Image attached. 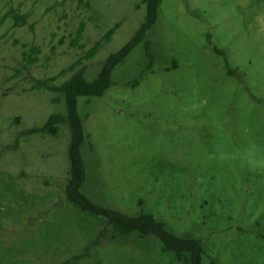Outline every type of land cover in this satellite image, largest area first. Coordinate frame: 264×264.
I'll use <instances>...</instances> for the list:
<instances>
[{"label": "rangeland", "instance_id": "obj_1", "mask_svg": "<svg viewBox=\"0 0 264 264\" xmlns=\"http://www.w3.org/2000/svg\"><path fill=\"white\" fill-rule=\"evenodd\" d=\"M88 1L0 0V19L10 10L26 18L0 22V264H187L153 234L108 229L98 239L107 220L68 200L70 126L27 135L67 113L63 93L34 82L117 26L83 62L95 80L145 20L143 0ZM82 23L84 51L71 47ZM78 113L90 203L152 215L199 241L201 264H264V170L243 163L250 152L264 157V0H162L110 87L81 97Z\"/></svg>", "mask_w": 264, "mask_h": 264}, {"label": "trees", "instance_id": "obj_2", "mask_svg": "<svg viewBox=\"0 0 264 264\" xmlns=\"http://www.w3.org/2000/svg\"><path fill=\"white\" fill-rule=\"evenodd\" d=\"M87 8H90L88 0H79ZM162 0H143L146 6V16L143 24L133 36V38L123 46L118 52L111 54L105 61L101 72L97 78L91 82L84 77L83 62L92 59L100 50L102 42L110 41L117 26L109 30L102 41L91 47L83 57L75 63L62 70L55 78L38 80L32 85V90H48L55 93H63L67 104V113L53 114L49 117L45 125L38 129H32L27 135L50 134L56 135L59 125L68 124L71 128L72 139L69 146V156L71 161L70 178L67 186L69 202L83 212L104 217L107 220L106 227L100 232L98 239L101 238L108 229L114 232L113 238L126 236L138 232L146 236L156 235L163 242L166 250L176 253L178 259L187 264H201L203 248L199 241L176 237L168 232L165 225L156 220L152 215L141 214L129 217L120 212L101 208L90 203L80 192L85 182V166L81 155V147L84 142L83 124L78 113V102L81 97L92 98L101 97L111 85V76L115 68L123 62L134 48L142 42L147 31L154 25L158 18L160 4ZM13 20L15 26L26 24V18L17 12L10 10L1 19L3 23L6 19ZM85 31V24H80L74 37L71 39V47L86 50V45L82 42ZM31 52H35V48ZM27 65L33 64L35 60L32 55L27 54ZM68 73H73L70 79L64 81L60 86L55 85L54 81ZM108 226V227H107ZM66 264V263H64Z\"/></svg>", "mask_w": 264, "mask_h": 264}, {"label": "clouds", "instance_id": "obj_3", "mask_svg": "<svg viewBox=\"0 0 264 264\" xmlns=\"http://www.w3.org/2000/svg\"><path fill=\"white\" fill-rule=\"evenodd\" d=\"M250 170H264V157L258 156L255 152H250L248 157L243 160Z\"/></svg>", "mask_w": 264, "mask_h": 264}]
</instances>
